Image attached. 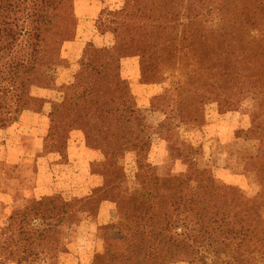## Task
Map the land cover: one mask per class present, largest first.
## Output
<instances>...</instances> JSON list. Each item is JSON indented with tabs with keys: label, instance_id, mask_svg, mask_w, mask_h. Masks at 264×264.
I'll return each mask as SVG.
<instances>
[{
	"label": "trees",
	"instance_id": "obj_1",
	"mask_svg": "<svg viewBox=\"0 0 264 264\" xmlns=\"http://www.w3.org/2000/svg\"><path fill=\"white\" fill-rule=\"evenodd\" d=\"M71 2L0 0V129L21 119L29 102L34 100L33 89L54 84L61 67V49L69 33ZM105 12L106 8L96 20L104 41L101 46L93 42L87 44L79 72L66 86L63 101L54 104L49 129L43 138L44 153L51 158V166L58 163L54 156L62 157V153L53 148L49 150L47 145L50 139L57 140V125L61 119L69 118L81 130L87 149L96 153V160L106 158L109 167H117L118 156L134 152L140 172L144 169L147 141L139 130L140 115L124 69L129 67L140 72L143 68L141 73L147 78L148 59L144 53L130 56L131 50L136 48L135 42H143L142 37L131 33L130 22L136 16L119 12L116 14L124 20L122 24L113 25L115 22L110 21L106 25ZM263 19L264 0H225L221 28L216 33L200 36L194 28L171 26L177 37L178 57H186L177 63L175 74L183 81L178 82L175 89L196 86L201 91L206 87L222 90L224 85H236L244 68L252 79L254 99L264 102V23L260 22ZM162 29L168 30V27ZM125 31L128 37L122 35ZM116 34H119L117 39ZM161 46L168 49L170 44L164 42ZM212 96L218 95L198 94V105L215 99ZM121 102L123 106L119 105ZM124 106L126 116L119 113ZM174 111L182 119L189 118L184 111ZM113 126L117 128L112 129ZM197 161L198 157L192 158V164ZM191 166L185 175L170 174L163 181L155 169L147 171L145 177L137 174L135 178L140 181L130 197L126 192L116 195L118 187H111L115 182L105 181L104 189L97 190L105 197L101 206L114 203L126 208H122L125 222L119 224L126 242L119 255L123 264H158L163 255L169 254L170 245L189 247L192 263L215 257L225 259L219 257L220 252L214 251L212 256L207 241L211 228L223 237L224 226L231 229L228 235L232 241L233 264L236 261L243 264L247 235L256 233L262 225L258 233L257 242L261 247L257 260L264 264V223L260 222L258 213L260 200L249 199L233 187L220 185L207 169ZM60 194L63 192H56L43 203L33 200L26 207L13 209L7 226L0 230V264H36L40 256L54 257L53 251L40 249V242L53 237L56 223L74 211L71 207L75 209ZM229 214H232L231 222ZM38 222L46 228L37 227ZM113 254L99 255L93 264H111Z\"/></svg>",
	"mask_w": 264,
	"mask_h": 264
},
{
	"label": "rangeland",
	"instance_id": "obj_2",
	"mask_svg": "<svg viewBox=\"0 0 264 264\" xmlns=\"http://www.w3.org/2000/svg\"><path fill=\"white\" fill-rule=\"evenodd\" d=\"M224 3L225 0H72L68 10L69 33L61 49L62 62L54 84L33 89L34 100L29 102L21 119L0 129V230L7 226L14 208L26 207L33 200L43 203L56 192H63L60 195L76 209L71 207L74 211L56 223L53 237L40 242V249L53 251L54 257L40 256L36 264H93L107 252L114 253L111 264H123L119 255L126 242L119 224L125 222L122 209L125 206L119 208L114 203L101 206L105 197L97 190L104 189L105 181L115 182L111 186L118 187L115 194L126 192L130 197L140 181L135 176L145 177L151 169L158 171L161 181L170 174L185 175L190 164L195 169H207L220 185L260 200L258 213L264 223V102L254 99L248 70L241 68L243 75L238 83L224 85L222 90L206 87L201 91L196 86L175 89L183 81L175 74L177 63L186 57H178L176 33L170 27L194 28L200 36L216 33L221 28ZM104 8L106 25L110 21L121 25L124 20L116 14L119 12L136 16L130 22L131 33L142 37L143 42H135L130 56L144 53L148 59L147 78L141 73L143 68L140 72L124 69L140 115L139 130L147 141L144 169L140 172L134 152L118 156L117 167H109L106 158L96 160V153L87 149L81 130L69 118L61 119L57 140L50 139L47 145L49 150L62 153V157L54 156L58 163L51 166V158L44 153L43 138L54 104L63 101L66 86L79 72L87 44L101 46L104 41L96 21ZM260 22L264 23V19ZM122 35L128 37L129 33L125 31ZM164 42L170 44L168 49L161 46ZM211 93L218 96L198 105V94L209 97ZM125 107L120 115H127ZM174 109L184 111L189 118L178 117ZM193 157H198L194 164ZM118 176L121 180H117ZM85 202L88 204L84 205ZM227 217L231 222L232 214ZM37 227L46 228L41 222ZM261 228L263 225L256 233L247 235L243 264H262L257 260ZM230 230L224 226L220 238V233L211 228L207 240L208 252L212 256L214 251L220 252L219 257L225 259L215 257L192 263L189 247L170 245L169 254L163 255L158 264H233Z\"/></svg>",
	"mask_w": 264,
	"mask_h": 264
},
{
	"label": "crops",
	"instance_id": "obj_3",
	"mask_svg": "<svg viewBox=\"0 0 264 264\" xmlns=\"http://www.w3.org/2000/svg\"><path fill=\"white\" fill-rule=\"evenodd\" d=\"M86 45V44H85ZM71 48V47H70ZM72 56L74 55V54H71ZM133 70H135V71H137L136 69H133ZM137 72H139V71H137ZM127 77V76H126ZM128 78V77H127ZM129 79V78H128Z\"/></svg>",
	"mask_w": 264,
	"mask_h": 264
}]
</instances>
